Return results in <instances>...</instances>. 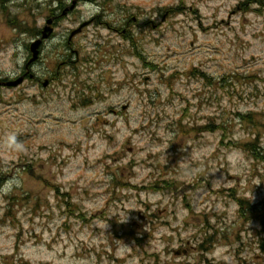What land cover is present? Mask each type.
<instances>
[{
	"label": "rangeland",
	"instance_id": "1",
	"mask_svg": "<svg viewBox=\"0 0 264 264\" xmlns=\"http://www.w3.org/2000/svg\"><path fill=\"white\" fill-rule=\"evenodd\" d=\"M77 1L29 66L0 10V77L26 79L0 86V176L20 181L0 190V264H264V160L237 144L264 150V6ZM59 6L8 13L43 28Z\"/></svg>",
	"mask_w": 264,
	"mask_h": 264
},
{
	"label": "trees",
	"instance_id": "2",
	"mask_svg": "<svg viewBox=\"0 0 264 264\" xmlns=\"http://www.w3.org/2000/svg\"><path fill=\"white\" fill-rule=\"evenodd\" d=\"M11 0H0V10L2 11V13L7 17V24L14 29L15 31H18L19 33H29L31 36H35L36 35V29L34 28H30L26 25V23H24L22 20H20L18 18L17 15H12L10 13H8V9H9V2ZM259 4H262L264 6V2H260L258 1ZM247 4V3H246ZM246 10V9H243ZM138 56L142 59V61L144 62V64L146 66H151V68L153 69L154 65H152L153 63H150L149 65L146 64V60L145 58L141 55L138 54ZM202 77H204L207 81H209V77L205 76L204 74L200 73ZM260 115L264 116V113H259ZM257 116V115H256ZM241 117L248 121L249 123H255L256 119H254L253 114H244L241 115ZM224 127L221 126V130ZM202 132H212L213 130H219V126L215 125V128L213 127V125H206L203 128L199 129ZM238 146L240 148H242L244 151L248 152L251 157L257 161L259 160H264V150L262 149L260 142L258 141V138L255 139L254 141L251 142H247V143H237ZM3 176H0V188L3 186V182L4 179H2ZM239 205H240V209L239 212H241L242 214L244 213L245 210H250V204L248 203L247 200H239ZM247 206V207H246ZM246 207V209H245ZM261 223L263 225V229H264V215L261 216ZM262 250L264 251V239L262 240V245H261Z\"/></svg>",
	"mask_w": 264,
	"mask_h": 264
},
{
	"label": "water",
	"instance_id": "3",
	"mask_svg": "<svg viewBox=\"0 0 264 264\" xmlns=\"http://www.w3.org/2000/svg\"><path fill=\"white\" fill-rule=\"evenodd\" d=\"M51 23H52V20L51 19L47 21V26L44 28V31L42 33V39L48 38V36L52 32V29L49 26ZM41 42H42V40L41 39H38V40H36L35 42H33L31 44L30 51L32 53V58L30 59L29 64L32 63V62H34L35 60H37L38 53H39V47L41 45ZM22 79L23 78H19V79L13 81V82L7 83L6 85L8 87H16V86H18L22 82Z\"/></svg>",
	"mask_w": 264,
	"mask_h": 264
},
{
	"label": "clouds",
	"instance_id": "4",
	"mask_svg": "<svg viewBox=\"0 0 264 264\" xmlns=\"http://www.w3.org/2000/svg\"><path fill=\"white\" fill-rule=\"evenodd\" d=\"M11 139H12L13 142H15V137L14 136ZM19 184H20V181L18 179H12V180L7 181L3 185V188L0 189V190L10 193L14 188L18 187Z\"/></svg>",
	"mask_w": 264,
	"mask_h": 264
},
{
	"label": "flooded vegetation",
	"instance_id": "5",
	"mask_svg": "<svg viewBox=\"0 0 264 264\" xmlns=\"http://www.w3.org/2000/svg\"><path fill=\"white\" fill-rule=\"evenodd\" d=\"M0 80L1 81H3V82H5V81H8L9 79L8 78H0ZM24 80H26V79H24ZM49 82L50 81H52L53 79H47ZM32 81H35V83H41L42 82V79H37V78H35V79H32ZM3 82H0V84L2 85L3 84ZM2 87H4V86H2ZM184 251H186V253H188V251H189V249H187V250H183V252Z\"/></svg>",
	"mask_w": 264,
	"mask_h": 264
}]
</instances>
